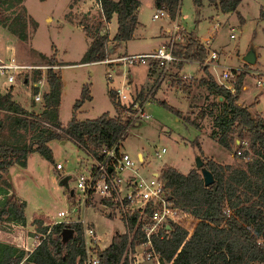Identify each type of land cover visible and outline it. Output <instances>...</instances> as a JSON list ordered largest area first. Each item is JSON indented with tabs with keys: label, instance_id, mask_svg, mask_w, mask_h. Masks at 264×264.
<instances>
[{
	"label": "rangeland",
	"instance_id": "1",
	"mask_svg": "<svg viewBox=\"0 0 264 264\" xmlns=\"http://www.w3.org/2000/svg\"><path fill=\"white\" fill-rule=\"evenodd\" d=\"M2 8L3 5H0V57L12 51L19 64L26 68L20 70L10 87H5L0 80V93L9 88L12 99L26 110L39 113L42 100L33 101L35 93L32 88L35 87L41 96L45 92L47 87L44 73L47 58L56 55L60 65L55 70L60 74L62 81L59 104V120L62 125L70 118L71 104L78 98L83 83L88 84L92 98L84 103L81 118L94 119L102 112L114 116L119 111L117 107L115 109L112 106L108 90L119 88L121 84L128 82L130 92L150 94V103L146 106L149 118L131 126L122 141L123 148L130 155L141 151L144 156H151L155 147L163 146L166 152L156 165L163 163L159 168L170 166L184 174L192 169L199 172V168L195 166L196 159L201 162L211 159L226 165L233 163V150L223 148L215 139L210 138L211 118L200 115V110H211L207 104L217 99L213 95L207 96L206 90L197 85V80L204 72L195 61H186L180 66L172 62L165 70L153 62L148 66L109 65L102 61L79 64L89 39L74 21H78L82 14L95 17H91L92 22L97 21L93 1L91 4L90 0H23L21 4L8 10ZM21 8H24L22 17L27 20L26 41L16 38L8 28L11 17L19 13ZM77 8L82 11L78 13L75 11ZM155 11L152 0H140L136 11L137 24L138 21L140 24L133 30L136 36L127 44H115L111 41L114 36V20L111 17L105 27L109 44L111 43L113 48L109 57L138 55L140 52L151 51L165 43L169 37L166 30L175 20L180 27L179 35L193 32L205 45L208 54L215 51L216 57L208 65L203 63L215 81H218L221 71L226 69L233 75L230 79L232 83L237 74L245 73L242 82L244 88L236 102L247 106L253 115L259 116L257 106L264 114V90L254 85L253 78L256 72L264 73V16L260 13L264 12V0H241L235 11L227 13H221L214 4L206 0H202L200 6H195L192 0H180L178 17L174 20L166 16L152 19L151 15ZM31 19L35 21V26ZM157 30L159 38L156 36ZM205 39H208V43L204 42ZM249 47H253L257 54L255 63L251 65L241 60ZM33 69L40 70L43 74L40 80L35 82L31 79ZM146 69L152 71L148 79ZM160 100L181 110L183 116L196 122L200 128L193 127L181 117L175 116L161 106ZM212 111L217 112L214 108ZM4 135H7L6 131ZM195 138L200 145V152L196 144H190ZM60 142L61 140H52L49 143L52 161L46 162L37 152H32L26 156L24 167L13 163L7 170L10 192L17 202L21 200L25 204L26 223L29 219L32 221L40 217L44 221L43 225H49L56 211L68 210L71 207L69 190L74 187V176L80 172V164L88 160L86 153L70 139L62 140V144ZM56 162L62 165V171L55 169ZM63 177H67V186L59 184ZM0 186L7 189L4 183ZM93 211H99L101 214L93 215ZM86 218H92L98 235L105 232L109 234L108 239L100 242L101 248H106L109 244L110 233L112 235L123 231L120 222L104 213L97 204L94 209L87 210ZM15 225L17 224L14 222H0V242L17 247L19 237H38V234L34 233L33 222L28 223V228ZM30 228L32 231H29ZM135 251H140L138 246L130 249L131 253ZM139 264L149 263L143 260Z\"/></svg>",
	"mask_w": 264,
	"mask_h": 264
},
{
	"label": "trees",
	"instance_id": "2",
	"mask_svg": "<svg viewBox=\"0 0 264 264\" xmlns=\"http://www.w3.org/2000/svg\"><path fill=\"white\" fill-rule=\"evenodd\" d=\"M206 1L214 4L221 13H227L235 11L241 0ZM22 2L0 0V5H3L2 10H8ZM192 2L200 6L202 0ZM179 3L180 0H153V7L163 8L169 19L174 20L178 16ZM138 5L139 0H102L105 19L110 20L112 14L116 17V29L111 39L113 43H124L133 37ZM260 13L264 16L263 11ZM22 15L24 8L11 17L8 28L16 38L26 41L27 20ZM78 18L81 31L89 38L78 63L101 62L111 44L107 35H98L102 21L92 22L87 14ZM32 23L36 25L34 20ZM171 52L173 63L176 62L177 66L186 61H195L203 70L204 74L197 80V85L206 90L207 96L213 95L217 100L207 104L211 110H200V115L211 118L210 138L223 148L233 150V163L226 165L205 160L202 165L214 180L207 186H204L197 170L183 174L170 166L161 168L159 178L164 182L167 196L190 213L197 223L193 229V242H183L185 231L170 225L161 239L151 236L152 247L160 259L171 264H264V119L236 102L245 73L236 75L232 83L233 93L218 84L203 65L208 52L193 32L182 33L180 39L174 42ZM47 59L44 73L47 91L41 96L39 113L24 109L12 99L9 88L0 93V184L7 185V189L0 186V222L25 225V204L16 201L6 177L13 163L24 167L26 156L32 152H37L46 162L52 161V150L47 147L48 141L52 140L70 139L77 147L96 154V150L103 145H112L125 129L120 111L114 116L102 112L94 119L76 118L78 109L91 100L87 83L81 86L78 98L71 104L70 118L62 125L58 114L61 77L51 68L55 63L54 56ZM31 74L34 82L43 76L37 69H33ZM32 90L33 93L37 92L35 87ZM108 91L112 106L116 109L114 93L111 89ZM159 103L187 124L200 128L196 122L183 116L181 110L162 100ZM213 108L217 112H213ZM5 131L7 135H4ZM239 141L246 142V147H242ZM190 144H196L198 151H201L196 138ZM224 209H229L230 213L226 214ZM129 219V230L133 231L131 238L125 232L112 234L110 243L98 252L99 264H128L123 256L124 250L127 246L135 248L145 238L139 227L135 226V216ZM31 222L36 233H46L47 226L43 225L42 218L36 217ZM65 229H70L69 234ZM40 240L21 264H82L83 243L79 225H53ZM22 256V250L0 242V264H19Z\"/></svg>",
	"mask_w": 264,
	"mask_h": 264
},
{
	"label": "built area",
	"instance_id": "3",
	"mask_svg": "<svg viewBox=\"0 0 264 264\" xmlns=\"http://www.w3.org/2000/svg\"><path fill=\"white\" fill-rule=\"evenodd\" d=\"M92 1L97 21H102L98 35H106L105 27L109 20L107 21L103 15L102 0ZM161 16L168 18L163 8H157L155 13L152 14V19ZM179 29L180 27L175 20L172 21L170 27L166 30L169 37L165 43L156 46L149 52L138 55L124 54L119 55V57H109L111 53L110 45L101 61L109 65L133 66L138 64L148 66L153 62L157 67L165 70L168 64L174 61L171 48L174 42L180 39ZM230 36L233 37V34ZM215 57V51H211L204 60V65H208ZM25 68L19 64L14 52H7L4 57H0L1 82L5 84V87H10L16 75ZM187 77L190 78V76ZM232 77L231 72L226 69L221 71L216 82L230 93H233L234 87L230 81ZM253 78L254 85L264 90V73L256 72ZM111 91L114 93V102L121 112L119 114L120 119L125 122V129L112 145H103L96 150V154L86 148L79 147L86 153L88 162L80 164L82 166L81 170L74 176V187L70 189L72 192L69 194L72 199L70 201L71 207L68 210L56 211L53 218L50 219V224L45 225L47 226L46 233L49 232L50 227L56 224L79 225L83 243L82 264H99L98 252L102 251L101 238L96 232L94 222L86 218L87 210H91L93 205L97 204L104 213L111 215L113 219L120 222L122 233L125 232L129 239L133 233L129 230V218L135 216V226L139 227L145 238L138 245L140 251L131 253L129 246L124 250L123 256L128 258V264H136L143 260L148 261L149 264H171V262L160 259V255L154 251L151 236L154 235L161 239L167 233L170 225H174L185 231L183 242H193L195 240L193 229L197 220L167 196L164 182L159 178L161 170L159 167L163 163H160L159 166L156 163L158 164L160 158L166 152L165 147H155L151 152V156H144L141 151L130 155L123 148L122 141L129 128L149 118L146 106L150 103V94L143 93L141 95L140 91L137 93L130 92L128 82H124L119 88L111 89ZM40 100L41 94L36 92L33 95V101L38 102ZM239 142L242 147H246V142ZM54 166L58 171L63 170L62 165L58 162ZM224 212L226 214L230 213L229 209H224ZM45 234L31 237V244L28 243L26 237L18 238L17 247L23 251L19 264L25 260V257Z\"/></svg>",
	"mask_w": 264,
	"mask_h": 264
},
{
	"label": "crops",
	"instance_id": "4",
	"mask_svg": "<svg viewBox=\"0 0 264 264\" xmlns=\"http://www.w3.org/2000/svg\"><path fill=\"white\" fill-rule=\"evenodd\" d=\"M90 2H91V4H92V0H90ZM139 3H140V0H139ZM152 4H153V0H152ZM84 5L87 6V3H85ZM89 5H90V4H89ZM138 6H139V5H138ZM137 8H138V7H137ZM75 11H77V12L79 13V12H81L82 10H81V8H77V9H75ZM75 11H74V12H75ZM86 11H87V10H86ZM86 11H85V13H86ZM136 11H137V10H136ZM83 12H84V11H83ZM151 16H152V15H151ZM111 17H112V20H114V25H113L114 27H113V28H114V32H115V29H116V17H115L114 14H112ZM69 20H70V19H69ZM69 20H67V21H69ZM76 21H77V20H75L74 23L77 25L78 28L81 29V27H80L79 24H78V21H77V22H76ZM70 22H71V21H70ZM112 23H113V22H112ZM139 24H140V23H139V21H138V24H137V25H139ZM159 27H160V26H159ZM158 29H159V28H158ZM135 30H136V29H135ZM135 30H134V31H135ZM114 32H113V33H114ZM113 33H112V34H113ZM157 33H158V30H157V32H156V36L159 38V36H158ZM83 34H84V33H83ZM132 35H133V37H132L130 40H132V39L136 36V35H135V32H133ZM84 36H85V35H84ZM86 37H87V36H86ZM87 38H88V37H87ZM88 39H89V38H88ZM130 40H128V41H126V42H124V43L127 44ZM160 40H162V39L160 38ZM88 42H89V41H88ZM204 42H207V43H208V39H205ZM87 44H88V43H87ZM86 46H87V45H86ZM85 48H86V47H85ZM85 48H84V49H85ZM110 49L112 50L113 48L110 47ZM152 50H153V49H152ZM83 51H84V50H83ZM140 53H145V52H140ZM54 55H55V54H54ZM129 55H130V54H129ZM54 58H55V63L51 66V68H52L54 71H56L55 69L58 68V65H60V64H59V62L57 61L56 55L54 56ZM146 71H147V79H148V78H149L148 75H152V74H151L152 71L150 70L151 73H150V71H148L147 69H146ZM56 72H57V71H56ZM153 75H154V74H153ZM152 82H153V81H151V83H152ZM45 86H46V85H45ZM46 87H47V86H46ZM241 87H242V89H241V91H242L244 87H243V86H241ZM61 88H62V81H61ZM109 89H110V88H109ZM4 90H5V89H4ZM157 90H158V89H157ZM44 91L46 92V91H47V88H46V90H44ZM60 92H61V89H60ZM156 92H157V91H156ZM61 94H62V92L60 93V99H61ZM240 94H241V93H240ZM240 94H239V96H240ZM261 96H262V95H260L259 97L261 98ZM154 97H155V95H154ZM91 98H92V96H91ZM84 103H85V102H84ZM59 104H60V101H59ZM258 104H259V103H258ZM258 104H257V105H258ZM83 106H84V104H83V105L78 109V111L76 112V118L79 119V120H84V119H86V118H81L82 113H83V111H84V110L82 109ZM22 107H23V106H22ZM23 108H24V107H23ZM24 109H26V108H24ZM58 110H59V106H58ZM256 111H257V113L259 114V116L262 117V118L264 119L263 111L260 110L258 106H257ZM58 114H59V111H58ZM67 120H68V119H67ZM67 120H66V121H67ZM59 121H60V120H59ZM60 123H62V122L60 121ZM65 123H66V122H65ZM65 123H64V124H65ZM50 142H51V141H48V143H47V147H49V143H50ZM60 143H61V142H60ZM62 143H63V142H62ZM62 143H61V144H62ZM183 174H184V173H183ZM20 201H21V200H20ZM99 208H100V207H99ZM24 209H25V208H24ZM93 209H94V205H93ZM100 209H101V208H100ZM24 213H25V212H24ZM92 214H93V215H97V214H101V213H100L99 211H93ZM24 217H25V216H24ZM88 219L91 220L92 218H91V219L88 218ZM100 219H101V216H100ZM101 220H102V219H101ZM29 222H31L30 219L28 220V223H29ZM25 223H26V222H25ZM28 223H26L25 226L16 223L17 225H15V226H16V227H19V228H28ZM31 223H32V222H31ZM95 228H96V226H95ZM29 231H32V228H30ZM96 232H97V231H96ZM114 232H115V231H114ZM34 233H36L35 230H34ZM112 233H113V232H112ZM97 234H98V233H97ZM98 236H99V238H101V241H102V240H106V239H108L107 237L109 236V234H107V233L105 232L104 234H102V235H98ZM111 236H112V235H111V233H110V237H111ZM25 237H26V239L28 240V243L31 244V242H32L31 238L28 237L27 235H26ZM110 240H111V238H110ZM110 240H109V241H110ZM101 241H100V242H101ZM109 243H110V242H109ZM16 248H17V247H16ZM17 249H19V248H17ZM103 249H105V248H102V250H103ZM19 250H20V249H19ZM136 264H139V262L136 263Z\"/></svg>",
	"mask_w": 264,
	"mask_h": 264
},
{
	"label": "water",
	"instance_id": "5",
	"mask_svg": "<svg viewBox=\"0 0 264 264\" xmlns=\"http://www.w3.org/2000/svg\"><path fill=\"white\" fill-rule=\"evenodd\" d=\"M112 51V50H111ZM257 59V54H256V50L253 47H249L248 51L242 56L241 60L245 63V64H254L255 61ZM62 143V141H61ZM203 162L199 161L198 159H196V167L199 168V173L201 176V180L203 181L204 186H207L209 184L213 183V179L211 174L203 167ZM7 178L9 179V176L7 175ZM67 177H63L59 180V184H62L64 186H67ZM71 190L69 191V194H71ZM65 231L69 234L70 229H65Z\"/></svg>",
	"mask_w": 264,
	"mask_h": 264
}]
</instances>
